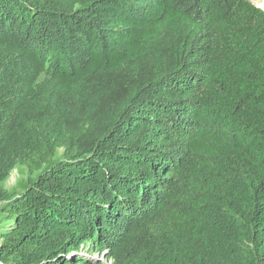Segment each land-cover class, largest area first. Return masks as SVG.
I'll return each instance as SVG.
<instances>
[{
  "label": "trees",
  "instance_id": "16d2710c",
  "mask_svg": "<svg viewBox=\"0 0 264 264\" xmlns=\"http://www.w3.org/2000/svg\"><path fill=\"white\" fill-rule=\"evenodd\" d=\"M0 264H264V11L0 0Z\"/></svg>",
  "mask_w": 264,
  "mask_h": 264
},
{
  "label": "rangeland",
  "instance_id": "374dc122",
  "mask_svg": "<svg viewBox=\"0 0 264 264\" xmlns=\"http://www.w3.org/2000/svg\"><path fill=\"white\" fill-rule=\"evenodd\" d=\"M250 1H252L253 3H256V4H259V5H261V6H263L264 7V0H250ZM23 168H21V167H18V168H16V169H14L12 172H11V174H10V176H9V178L7 179V181L5 182V184H4V186H5V188L6 189H8V190H10V189H16V188H19V183H20V181L23 179V178H25V173L23 172ZM94 258H99V259H104V257H102V256H99L98 254H96L95 255V257Z\"/></svg>",
  "mask_w": 264,
  "mask_h": 264
},
{
  "label": "water",
  "instance_id": "95a60500",
  "mask_svg": "<svg viewBox=\"0 0 264 264\" xmlns=\"http://www.w3.org/2000/svg\"><path fill=\"white\" fill-rule=\"evenodd\" d=\"M246 1H248V2H249L251 5H253L254 7H256V8H258V9L264 11V7H263V6H261V5H259V4H256V3H253V2L250 1V0H246Z\"/></svg>",
  "mask_w": 264,
  "mask_h": 264
}]
</instances>
